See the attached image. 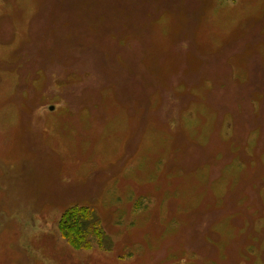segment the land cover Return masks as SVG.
I'll use <instances>...</instances> for the list:
<instances>
[{
    "label": "rangeland",
    "instance_id": "374dc122",
    "mask_svg": "<svg viewBox=\"0 0 264 264\" xmlns=\"http://www.w3.org/2000/svg\"><path fill=\"white\" fill-rule=\"evenodd\" d=\"M164 1L0 0V264H264V0ZM108 5L134 53L101 72L75 24ZM72 205L110 250L59 236Z\"/></svg>",
    "mask_w": 264,
    "mask_h": 264
},
{
    "label": "trees",
    "instance_id": "16d2710c",
    "mask_svg": "<svg viewBox=\"0 0 264 264\" xmlns=\"http://www.w3.org/2000/svg\"><path fill=\"white\" fill-rule=\"evenodd\" d=\"M118 1L120 0H116V2ZM162 2L165 1L146 0V3L144 5H141L140 2V5L138 6H141L142 13L136 12V18L142 22L144 21L147 22L149 16L154 11L156 4L159 3L160 5H163ZM151 4L153 5L151 6ZM86 5L90 6L92 5V2L88 1ZM83 9L85 10L86 8ZM97 11H99V9L96 11L91 10V13L84 15V18L76 22L75 27L77 26V27H81L82 29H85L86 30L85 36L82 37L90 38V39L92 38L89 44L95 46L96 43H98V46H95L98 50L103 49L105 51L106 40L104 37H103L104 42L101 40V38L96 39L94 37V33L99 32L103 36H105L108 33L110 37L107 38L109 42V48L105 54L106 61L95 62L96 60L94 59V66L97 70L101 72L104 66L108 63L116 65L119 69L120 62L118 58H119V54L122 53V50L123 53H134V47H133L134 43H132L134 42V40L132 42L129 41L133 36L128 31H126L127 29L125 28L126 26H129V29L131 31L134 30V10L132 7L122 8L119 10L113 8L112 10V7L108 5L107 8L105 7V9H101L99 13H97ZM120 19L122 20V22L120 21ZM115 20L120 21L123 24V28H125V31L120 35L117 34V32H119L118 29L114 32L112 27L108 25V23H111ZM104 23H107L105 24V27L103 25ZM96 26H98V29L94 31ZM70 27L71 26H66L65 29L59 30L57 34V36L60 37V39L65 43L70 41L69 38H63L64 35L68 32L67 29ZM49 35L51 36L50 33ZM56 37H54V40L56 39ZM112 37L113 38L116 37V39L119 40L120 42L119 44H121L120 48L117 47V44L112 39ZM99 42L101 43L99 44ZM45 47L54 50L51 53H57V50H60L68 56H73L77 54V53H69L68 50L76 51L77 49H81L78 47L77 43L76 45H72V48L71 46L69 48H66L64 46H61V44L59 43L58 44L54 43L53 41L46 43ZM78 54H82V53H78ZM79 61L80 60H78V62ZM80 63L85 65L84 62L80 61ZM58 232H59V236L63 240H65L66 243L74 250H78V251L90 250L93 245L97 246L98 248H102L104 250H110L112 247V241L110 239V236L104 231L102 221L93 207H88L84 205H72L68 207L62 214L61 218L59 219Z\"/></svg>",
    "mask_w": 264,
    "mask_h": 264
},
{
    "label": "water",
    "instance_id": "95a60500",
    "mask_svg": "<svg viewBox=\"0 0 264 264\" xmlns=\"http://www.w3.org/2000/svg\"><path fill=\"white\" fill-rule=\"evenodd\" d=\"M52 110V109H51Z\"/></svg>",
    "mask_w": 264,
    "mask_h": 264
}]
</instances>
